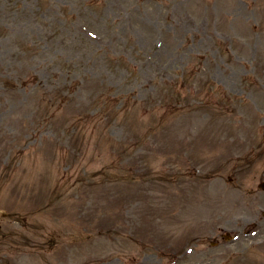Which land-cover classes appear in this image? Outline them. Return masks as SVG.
<instances>
[{
    "label": "rangeland",
    "instance_id": "rangeland-1",
    "mask_svg": "<svg viewBox=\"0 0 264 264\" xmlns=\"http://www.w3.org/2000/svg\"><path fill=\"white\" fill-rule=\"evenodd\" d=\"M264 0H0V264H264Z\"/></svg>",
    "mask_w": 264,
    "mask_h": 264
}]
</instances>
